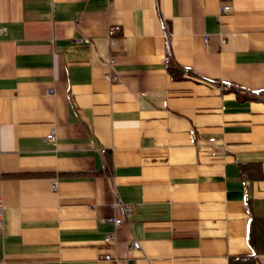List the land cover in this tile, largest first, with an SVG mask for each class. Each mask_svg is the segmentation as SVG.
<instances>
[{
	"label": "crops",
	"instance_id": "obj_1",
	"mask_svg": "<svg viewBox=\"0 0 264 264\" xmlns=\"http://www.w3.org/2000/svg\"><path fill=\"white\" fill-rule=\"evenodd\" d=\"M0 27V264H264V0H0Z\"/></svg>",
	"mask_w": 264,
	"mask_h": 264
},
{
	"label": "built area",
	"instance_id": "obj_2",
	"mask_svg": "<svg viewBox=\"0 0 264 264\" xmlns=\"http://www.w3.org/2000/svg\"><path fill=\"white\" fill-rule=\"evenodd\" d=\"M111 1V0H108ZM230 5L229 4H224L221 7L220 13H224V12H228L230 10ZM3 32V29L0 27V34ZM205 40H207L205 38ZM77 43L79 42H84V39L78 38L77 40H75ZM114 64V59L111 58L109 60V66H112ZM107 78L111 81H116L118 80V76L115 73H108L107 74ZM48 93L53 94L54 90L50 89L48 90ZM56 136H55V130L51 129L49 130V132L47 133V135L45 136V141H55ZM51 187L53 188V190H57V181L53 180L51 182ZM109 207L115 212V215L112 217H109L107 219V221L111 222L113 224V230L104 237V240L109 242V241H113L116 240V229L120 228L121 226H123L124 221L126 220V218L130 215V207L125 204L124 202L121 201L120 198L115 197L111 203L109 204ZM3 209H4V205L2 203V201L0 200V230L3 227ZM140 244L138 241H133L132 242V248L133 249H139ZM105 258H110V256H106Z\"/></svg>",
	"mask_w": 264,
	"mask_h": 264
},
{
	"label": "trees",
	"instance_id": "obj_3",
	"mask_svg": "<svg viewBox=\"0 0 264 264\" xmlns=\"http://www.w3.org/2000/svg\"><path fill=\"white\" fill-rule=\"evenodd\" d=\"M168 68L170 71L178 69L174 65L172 59L168 57L167 59ZM259 98L256 96L246 95L244 99H254ZM248 242L255 248L256 252H260V249L264 250V217L253 216L250 219L249 232H248Z\"/></svg>",
	"mask_w": 264,
	"mask_h": 264
}]
</instances>
